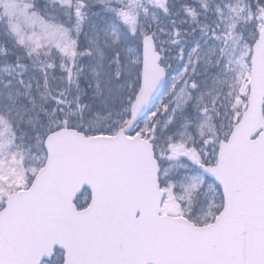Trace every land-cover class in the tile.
Listing matches in <instances>:
<instances>
[{
	"label": "snow or ice",
	"instance_id": "1",
	"mask_svg": "<svg viewBox=\"0 0 264 264\" xmlns=\"http://www.w3.org/2000/svg\"><path fill=\"white\" fill-rule=\"evenodd\" d=\"M0 264H264V0H0Z\"/></svg>",
	"mask_w": 264,
	"mask_h": 264
}]
</instances>
